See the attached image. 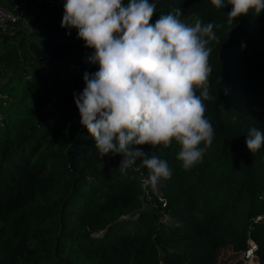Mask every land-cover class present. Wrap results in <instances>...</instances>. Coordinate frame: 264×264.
I'll use <instances>...</instances> for the list:
<instances>
[{"label":"trees","instance_id":"obj_1","mask_svg":"<svg viewBox=\"0 0 264 264\" xmlns=\"http://www.w3.org/2000/svg\"><path fill=\"white\" fill-rule=\"evenodd\" d=\"M64 2L0 0L27 25L0 26V264H214L220 249L240 255L249 241L264 264V147L246 146L250 128L264 131V11L229 25L231 5L150 0L151 23L179 8L181 20L214 23L217 37L202 160L185 170L175 142L138 146L172 171L156 196L139 160L122 174V157L101 160L80 124L74 94L98 65L77 30L61 27Z\"/></svg>","mask_w":264,"mask_h":264},{"label":"clouds","instance_id":"obj_2","mask_svg":"<svg viewBox=\"0 0 264 264\" xmlns=\"http://www.w3.org/2000/svg\"><path fill=\"white\" fill-rule=\"evenodd\" d=\"M210 2L217 9L231 5L229 25L250 10L264 11V0ZM63 8L61 27L77 30L93 50L86 62L98 65L84 72L85 87L74 94L80 124L94 139L98 157L121 156L122 174L139 160L152 188L172 171L138 146L168 148L175 142L183 169L200 162L214 135L204 101L212 98L208 45L217 39L216 25L197 20L189 26L179 8L151 23L156 5L150 0H65ZM246 146L253 155L264 147V131L250 128Z\"/></svg>","mask_w":264,"mask_h":264},{"label":"rangeland","instance_id":"obj_3","mask_svg":"<svg viewBox=\"0 0 264 264\" xmlns=\"http://www.w3.org/2000/svg\"><path fill=\"white\" fill-rule=\"evenodd\" d=\"M182 21L185 22L189 26H194L196 23L195 21H197V16L193 15V16H190V18L188 17V18L182 19ZM21 24L27 27L25 21H21ZM3 81L4 79H0V84ZM158 186L159 184L157 185L156 188H152V187L151 188L155 192V189L158 190ZM214 264H258V263L254 257L251 259H240V256L231 253L229 248H222L218 251Z\"/></svg>","mask_w":264,"mask_h":264},{"label":"built area","instance_id":"obj_4","mask_svg":"<svg viewBox=\"0 0 264 264\" xmlns=\"http://www.w3.org/2000/svg\"><path fill=\"white\" fill-rule=\"evenodd\" d=\"M22 19V11H17L15 13L6 11L2 8H0V26L7 22H15V21H21ZM147 183V178L143 180V184ZM160 185V183H159ZM159 187V186H158ZM153 194L156 196H159L158 190L155 189V192L152 191ZM164 220H166V216H164ZM255 249V244L252 241H249L247 244L246 249L242 254H240V259H251L254 257L253 250Z\"/></svg>","mask_w":264,"mask_h":264}]
</instances>
